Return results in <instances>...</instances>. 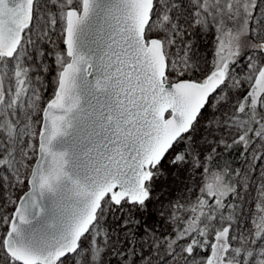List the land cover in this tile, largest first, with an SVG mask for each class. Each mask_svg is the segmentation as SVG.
Listing matches in <instances>:
<instances>
[{"label": "snow or ice", "instance_id": "6c2138e0", "mask_svg": "<svg viewBox=\"0 0 264 264\" xmlns=\"http://www.w3.org/2000/svg\"><path fill=\"white\" fill-rule=\"evenodd\" d=\"M0 264H264V0H0Z\"/></svg>", "mask_w": 264, "mask_h": 264}]
</instances>
